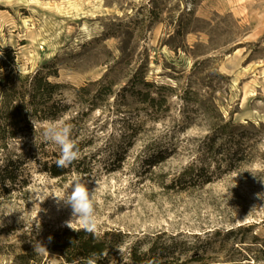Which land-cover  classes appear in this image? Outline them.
<instances>
[{"label": "rangeland", "instance_id": "1", "mask_svg": "<svg viewBox=\"0 0 264 264\" xmlns=\"http://www.w3.org/2000/svg\"><path fill=\"white\" fill-rule=\"evenodd\" d=\"M0 44L18 51L23 73L54 62L52 80L65 84L72 106L110 70L114 90L138 70L155 85L43 123L76 117L79 158L51 176L44 163L57 161L59 149L38 140L20 166L26 182L7 181V190L0 181V264H23L21 255L29 264H65L58 253L37 254L34 242L67 227L71 209L52 195L77 180L90 191L100 186V235L123 234L114 258L162 236L183 260L199 252L209 264L248 263L240 251L254 235L264 239V0H0ZM137 90L169 97L156 111ZM186 90L213 99L217 111L184 101ZM219 114L238 126L232 135L214 130ZM251 224L253 231L226 236Z\"/></svg>", "mask_w": 264, "mask_h": 264}, {"label": "trees", "instance_id": "2", "mask_svg": "<svg viewBox=\"0 0 264 264\" xmlns=\"http://www.w3.org/2000/svg\"><path fill=\"white\" fill-rule=\"evenodd\" d=\"M124 53V50H121ZM55 63L50 61L44 63L39 69L32 73H23L18 67V51L11 46L4 47L0 44V181L8 190L6 182L16 184V182H26L22 178L20 170L24 162V156L30 151L36 153V144L34 143L35 130L32 120L39 128L41 124L47 121H55L61 118L66 109L83 105L86 102L95 109L100 105L105 96H115L121 92L125 93L135 90L139 85L146 89L155 86L145 80L142 71H136L127 83V86L121 88V91L114 90L117 85L112 78V70L108 71L103 78L96 82L82 87L79 92L84 95L77 97L76 103L66 104L63 99L65 84L57 82L52 78L59 77L58 68ZM97 87V90H93ZM157 90L165 89L174 92V88L166 86H156ZM96 91V92H93ZM135 92V91H133ZM191 90L185 91V96L181 98L186 101H195L203 108L209 111H217L213 99L208 98L204 101L198 98L190 97ZM105 95V96H104ZM192 95H198L197 92ZM137 96L142 103H148L156 111L163 108L167 103L168 95L152 96L150 91L137 90ZM220 124L214 130L219 135H232L236 126L232 121H225L219 114ZM77 120L71 119V123ZM69 123V124H71ZM28 151V152H27ZM46 170L51 176H62L69 172V167L58 168L56 161L44 163ZM13 184V185H14ZM264 223V221H263ZM257 224L241 226L238 229L228 231V238L234 236L236 232L253 231ZM121 233H105L103 236H94L84 230L74 231L69 227L60 228L42 244L45 249L60 254L65 264H209L206 262V256L199 252L189 258L182 259L181 253L177 254V244L168 245L162 242V236L152 239V246L142 250L143 241L129 247L126 256L114 258L117 248L120 246L119 238ZM244 237L240 242H233L235 245L245 243ZM252 245L241 252L242 260H247V264L253 261V264L264 263V239L254 235L251 239ZM181 251V250H179ZM18 259L23 264H29L30 255H21ZM231 259V257L229 258ZM230 264H235L232 260Z\"/></svg>", "mask_w": 264, "mask_h": 264}, {"label": "clouds", "instance_id": "3", "mask_svg": "<svg viewBox=\"0 0 264 264\" xmlns=\"http://www.w3.org/2000/svg\"><path fill=\"white\" fill-rule=\"evenodd\" d=\"M32 123L35 130L34 143L37 147V141L39 140L53 144L59 149L56 161L58 168H67L79 158V149L71 138L72 127L70 124L66 122H49L38 128L33 120ZM97 185L94 190L90 191L87 183L77 180L73 182L67 192L52 195L59 206L71 209V218L65 222L70 229L74 231L84 230L94 236L100 234V220L97 216V193L100 186L98 183ZM34 250L37 254H40L45 251V246L40 241H35Z\"/></svg>", "mask_w": 264, "mask_h": 264}]
</instances>
